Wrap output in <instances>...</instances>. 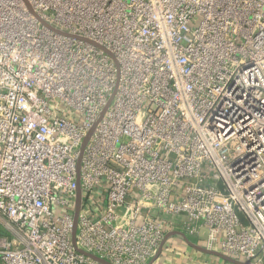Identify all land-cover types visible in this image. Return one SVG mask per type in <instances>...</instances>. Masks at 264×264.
Listing matches in <instances>:
<instances>
[{
	"label": "built area",
	"instance_id": "obj_1",
	"mask_svg": "<svg viewBox=\"0 0 264 264\" xmlns=\"http://www.w3.org/2000/svg\"><path fill=\"white\" fill-rule=\"evenodd\" d=\"M173 233L264 264V0H0V264Z\"/></svg>",
	"mask_w": 264,
	"mask_h": 264
},
{
	"label": "crops",
	"instance_id": "obj_2",
	"mask_svg": "<svg viewBox=\"0 0 264 264\" xmlns=\"http://www.w3.org/2000/svg\"><path fill=\"white\" fill-rule=\"evenodd\" d=\"M189 240L173 233L153 264H233L219 256V253L208 252L203 242L192 246L195 243Z\"/></svg>",
	"mask_w": 264,
	"mask_h": 264
},
{
	"label": "water",
	"instance_id": "obj_3",
	"mask_svg": "<svg viewBox=\"0 0 264 264\" xmlns=\"http://www.w3.org/2000/svg\"><path fill=\"white\" fill-rule=\"evenodd\" d=\"M81 198H82L81 190L79 189V192H78V201H77V203H78V207H77V213H76V218H75L74 236H75L76 226H77V222H78V212H79V209H80ZM219 256L223 257L224 259L230 261V262L233 263V264H242V263H239V262H237V261H235V260H233V259H230V258H228V257H226V256H224V255L219 254ZM91 258H93L94 260H96V261H98V262H100V263L107 264V263H105L104 261H102V260H100V259H98V258H96V257H94V256H91Z\"/></svg>",
	"mask_w": 264,
	"mask_h": 264
}]
</instances>
